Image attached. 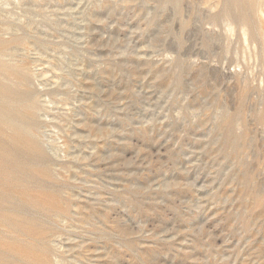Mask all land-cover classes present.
Here are the masks:
<instances>
[{
  "label": "rangeland",
  "instance_id": "1",
  "mask_svg": "<svg viewBox=\"0 0 264 264\" xmlns=\"http://www.w3.org/2000/svg\"><path fill=\"white\" fill-rule=\"evenodd\" d=\"M0 43L51 264H264V0H0Z\"/></svg>",
  "mask_w": 264,
  "mask_h": 264
},
{
  "label": "bare ground",
  "instance_id": "2",
  "mask_svg": "<svg viewBox=\"0 0 264 264\" xmlns=\"http://www.w3.org/2000/svg\"><path fill=\"white\" fill-rule=\"evenodd\" d=\"M239 1L241 0H228V5L232 7L237 5ZM0 45L2 44L0 43ZM2 53L3 50L1 51L0 48V56ZM7 72L9 73L7 75H15L20 80L26 77V73L23 72L24 74H22L18 67H12L0 61V184H3L0 188V226H3L0 229V241L4 238V235H10L8 227L11 224L12 230L10 232L13 231L19 234L18 240L21 242L25 241L23 237H27V235L20 232V230L22 231V228L28 227L31 229V234L33 231L36 234L37 239L35 241L41 247L37 250L35 242L32 244L27 243L28 245H18L17 249L12 245H7L5 248L0 247V264H31L17 258L18 255L28 256L32 260L35 259V262H37L35 264H51L46 241L48 237L46 226H42L39 221L32 217L22 214L19 209L21 206H32L43 210L55 211V208L51 207V203L41 205L39 197H35V191H40L42 199L50 201L58 195L43 188L41 190H30V188L17 191L9 187L11 186L9 182L16 178L26 176L29 179L26 171L28 166H20L15 160L17 154L22 153V150L19 149L20 141L23 140L34 144L33 152L37 159L44 157V152L25 129L27 126V121L25 120H31L34 116V105L28 99V90L18 88L19 85L15 87L7 83ZM27 101L31 103H27ZM15 102L17 103L15 104ZM17 108L20 110H17ZM5 129L14 130V135L5 134ZM34 188L36 189V187ZM14 200H17L15 202L16 205H12ZM7 243L16 244L10 240Z\"/></svg>",
  "mask_w": 264,
  "mask_h": 264
}]
</instances>
